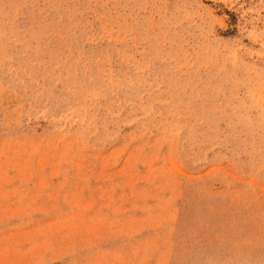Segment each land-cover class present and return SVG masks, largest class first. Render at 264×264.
I'll return each mask as SVG.
<instances>
[{
  "label": "rangeland",
  "instance_id": "rangeland-1",
  "mask_svg": "<svg viewBox=\"0 0 264 264\" xmlns=\"http://www.w3.org/2000/svg\"><path fill=\"white\" fill-rule=\"evenodd\" d=\"M0 264H264V0H0Z\"/></svg>",
  "mask_w": 264,
  "mask_h": 264
}]
</instances>
